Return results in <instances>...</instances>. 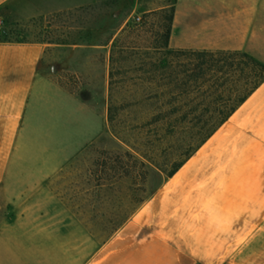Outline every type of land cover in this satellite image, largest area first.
Returning <instances> with one entry per match:
<instances>
[{"label": "crops", "instance_id": "obj_1", "mask_svg": "<svg viewBox=\"0 0 264 264\" xmlns=\"http://www.w3.org/2000/svg\"><path fill=\"white\" fill-rule=\"evenodd\" d=\"M97 1L0 0L1 28L42 19L54 34L69 13ZM153 1L134 0L132 11L174 2L168 45L194 50L247 51L263 7L262 0ZM54 17L59 25L50 23ZM117 31L76 45L104 49L107 83ZM69 45L50 37L0 39V264H264V81L102 242L49 189L50 173L31 163L25 138L46 50Z\"/></svg>", "mask_w": 264, "mask_h": 264}, {"label": "rangeland", "instance_id": "obj_2", "mask_svg": "<svg viewBox=\"0 0 264 264\" xmlns=\"http://www.w3.org/2000/svg\"><path fill=\"white\" fill-rule=\"evenodd\" d=\"M262 1L261 15L255 19L254 32L250 34L246 50L264 62ZM133 2L99 0L90 8L69 13L63 19V27L54 34L46 33L42 19L23 21L5 30L0 26V39L50 37L72 44L46 50L38 72L36 106L25 138L31 144L28 146L31 163L45 165L50 173L46 179L49 189H53L69 211L83 219L86 229L102 242L143 203L151 200L167 179L164 178L158 189H150L149 177L146 180L139 177L148 169L149 163L129 147L135 145L141 149L144 117L149 110H157L159 105L151 104L146 106L148 108L137 105L131 114L126 109L121 114L122 119H126L121 133L128 146L120 143L106 120L108 86L102 63L105 51L76 46L81 41L107 40L116 30L121 45L151 46L159 28V18L148 16L142 22V12L132 11ZM165 2L154 0L152 6ZM136 15L140 16L139 21L133 20ZM60 20L58 17L49 19L50 23L57 25ZM127 23L133 28L129 26L120 33ZM134 76L145 79L154 74L135 71L125 77ZM155 76L159 78L158 73ZM142 85L145 87L143 90L140 86L137 90L127 89L128 94L121 95H133L134 91L136 97L145 94L159 96L167 91L154 84L148 88L146 82ZM135 115L136 119L131 121ZM130 127L138 130L130 132ZM165 145L160 143L158 154Z\"/></svg>", "mask_w": 264, "mask_h": 264}, {"label": "trees", "instance_id": "obj_3", "mask_svg": "<svg viewBox=\"0 0 264 264\" xmlns=\"http://www.w3.org/2000/svg\"><path fill=\"white\" fill-rule=\"evenodd\" d=\"M173 13L174 2L162 9L142 13V22L148 16L159 18L153 44L148 47L121 45L115 36L108 55L106 120L120 143L128 146L121 133V126L126 121L121 114L126 109L131 114L137 105H159L157 110H147L144 117L141 149L129 146L149 163L148 169L139 177L142 180L149 177L150 189H158L165 177L176 173L264 81V62L245 50L169 47ZM129 26L133 28L127 23L120 33ZM135 71L153 73L154 76L158 73L159 78L125 77ZM144 82L148 88L154 84L167 91L159 96L136 97L134 91L133 95H127V89L137 90L142 86L143 90ZM125 92L126 96H122ZM135 119L136 115L131 121ZM130 130L138 129L130 127ZM161 142L166 145L158 154Z\"/></svg>", "mask_w": 264, "mask_h": 264}, {"label": "built area", "instance_id": "obj_4", "mask_svg": "<svg viewBox=\"0 0 264 264\" xmlns=\"http://www.w3.org/2000/svg\"><path fill=\"white\" fill-rule=\"evenodd\" d=\"M135 20H136V21H139V20H140V16L137 15V16L135 17ZM0 26H1V21H0Z\"/></svg>", "mask_w": 264, "mask_h": 264}]
</instances>
